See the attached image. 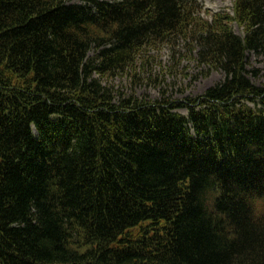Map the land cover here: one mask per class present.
Instances as JSON below:
<instances>
[{
    "label": "trees",
    "instance_id": "obj_1",
    "mask_svg": "<svg viewBox=\"0 0 264 264\" xmlns=\"http://www.w3.org/2000/svg\"><path fill=\"white\" fill-rule=\"evenodd\" d=\"M201 13L0 0V264H264L249 202L264 200V89L246 70L264 54V0ZM179 38L224 73L201 96L114 103L94 78Z\"/></svg>",
    "mask_w": 264,
    "mask_h": 264
},
{
    "label": "rangeland",
    "instance_id": "obj_2",
    "mask_svg": "<svg viewBox=\"0 0 264 264\" xmlns=\"http://www.w3.org/2000/svg\"><path fill=\"white\" fill-rule=\"evenodd\" d=\"M117 1V0H103ZM70 4H82L84 0H64ZM203 10L209 14H232L234 0H195ZM201 13V17L209 23L211 16ZM235 35L242 36L243 30L235 23L231 24ZM197 43L192 48L182 39H175L169 46L159 49L143 50L131 67L116 75L99 76L103 87L112 95L114 103L120 99L138 101H184L194 99L221 82L224 73L220 69H213L198 61ZM94 50L89 53L93 56ZM247 77L256 86L264 89V54L247 53ZM253 71V72H252ZM175 112L186 115L185 108H177ZM253 210L260 214L264 212V200L250 199Z\"/></svg>",
    "mask_w": 264,
    "mask_h": 264
}]
</instances>
